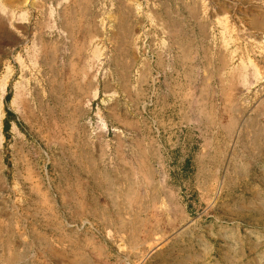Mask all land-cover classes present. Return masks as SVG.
<instances>
[{
  "label": "rangeland",
  "instance_id": "obj_1",
  "mask_svg": "<svg viewBox=\"0 0 264 264\" xmlns=\"http://www.w3.org/2000/svg\"><path fill=\"white\" fill-rule=\"evenodd\" d=\"M162 1L169 26L222 32L212 36L216 52H192L205 65L202 73L214 67L217 76L200 84L213 96L214 107L201 116L213 130L199 146L166 148L192 155L191 163L158 166L180 189L182 223L178 212L177 222L167 220L154 241L141 243L86 221L66 227L71 238L64 243L58 224L71 223L79 195L112 187L113 179L96 173L126 165L114 161L106 129L131 122V114L126 102L118 111L107 98L72 107L65 98L72 68L39 52V39L16 33L17 11L0 0V264H264V0ZM230 28L247 32L240 39ZM146 55L155 59L150 49ZM177 69L166 66L161 74L173 78Z\"/></svg>",
  "mask_w": 264,
  "mask_h": 264
},
{
  "label": "crops",
  "instance_id": "obj_2",
  "mask_svg": "<svg viewBox=\"0 0 264 264\" xmlns=\"http://www.w3.org/2000/svg\"><path fill=\"white\" fill-rule=\"evenodd\" d=\"M150 1L1 0L6 10L17 11L16 33L30 34L35 42L39 39V52L46 49L50 61L72 68L73 86L65 97L72 107L86 100L97 105L107 98L118 111L120 102H126L127 114H131V122L106 129L117 149L114 161L126 165L96 173L97 178L113 179L112 187L79 195V204L69 212L71 223L64 218L58 224L64 227L59 235L64 243L71 238L66 227L86 221L101 227L106 235L141 243L154 241L157 228L167 220L177 222L178 212L182 223L180 189L158 166L191 163L192 155L165 154L166 148L199 146L213 130L214 124L210 127L201 118L209 115L210 105L214 107L213 96L202 93L200 84L217 76L214 67L210 75L202 73L205 65L192 52L207 46L216 52L219 47L212 36L222 32L207 26H169L162 9L167 2L152 0L150 6ZM229 31L240 38L247 29ZM145 49L155 59L145 56ZM178 56L182 61L176 63ZM166 66L179 67L178 74L173 78L161 74ZM113 67L126 70L114 74ZM216 67L223 72L222 66ZM173 81L178 85H162ZM130 164L131 170L127 169Z\"/></svg>",
  "mask_w": 264,
  "mask_h": 264
},
{
  "label": "bare ground",
  "instance_id": "obj_3",
  "mask_svg": "<svg viewBox=\"0 0 264 264\" xmlns=\"http://www.w3.org/2000/svg\"><path fill=\"white\" fill-rule=\"evenodd\" d=\"M3 27V26H2ZM3 79V78H2ZM1 82V81H0ZM1 84V93H0V95H2V91H4L3 89H4V85H5V83L4 82H2V83H0ZM0 98H2V97H0ZM0 106H1V101H0Z\"/></svg>",
  "mask_w": 264,
  "mask_h": 264
},
{
  "label": "trees",
  "instance_id": "obj_4",
  "mask_svg": "<svg viewBox=\"0 0 264 264\" xmlns=\"http://www.w3.org/2000/svg\"><path fill=\"white\" fill-rule=\"evenodd\" d=\"M7 99H9V96H7ZM9 113V115H10V112H8ZM8 123V121L5 123V124H7ZM8 125V124H7Z\"/></svg>",
  "mask_w": 264,
  "mask_h": 264
}]
</instances>
